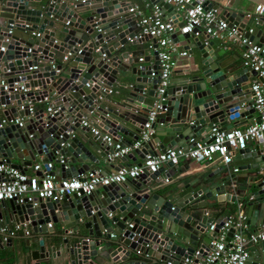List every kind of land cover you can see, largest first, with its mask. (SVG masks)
<instances>
[{
  "label": "water",
  "instance_id": "obj_1",
  "mask_svg": "<svg viewBox=\"0 0 264 264\" xmlns=\"http://www.w3.org/2000/svg\"><path fill=\"white\" fill-rule=\"evenodd\" d=\"M246 1L264 4V0ZM154 2L162 11L171 13L168 4ZM232 3L229 0L228 6ZM128 6L129 0H0V81L7 86L17 81V85L34 88L25 94L30 100L47 96L58 107L44 120L38 109L22 128L16 124L0 128V163L23 170L43 148L48 150L44 160L54 162L51 171L60 178L94 167L105 172L116 161L109 162L107 147L97 137H90L88 128L80 127L87 112L98 122L101 132L137 138L150 109L144 98L154 97L158 79L149 77V69L156 68L157 59L152 51L155 61L149 67L138 64L139 52L114 53L128 40H150L148 36L132 39L137 27L135 17L127 12ZM220 13L229 25L245 30L243 35L252 42L264 45V16L244 21L241 12L226 9ZM31 33H38V37ZM172 37L192 40L183 47L190 60L177 73H171L160 100L165 110L151 123L153 132L149 139L134 150L139 156L156 153L154 145L158 151L185 147L188 137L205 136L212 125L228 129L231 124L226 123L227 119L240 118L249 109L229 112L230 107L240 103L250 105L249 78L255 72L236 63L237 56L230 57L217 38L189 33ZM194 47L196 51H192ZM68 51L72 56L61 62ZM55 58L61 62L55 66L58 72L45 64ZM38 60L42 62L37 69L29 71ZM146 60L143 57L142 62ZM114 82L125 92L122 97H109L115 103L112 105L105 101L107 94L101 88L108 89ZM145 85L148 90L144 94ZM23 97L5 94L0 85V106L5 107L6 118L23 114L16 112ZM122 108H141L144 113L133 117ZM122 120L133 128L122 124ZM53 150H58V156ZM261 150L260 145L254 150L245 147L237 151L242 157L254 159L253 164L236 167L237 171H248L245 179L253 189L252 199L245 202L251 211L247 220L250 227L255 224L258 206L264 204V173L258 170L264 167ZM11 158L19 159V164L10 162ZM101 160L107 164L99 166ZM121 167L118 163L116 169ZM165 168L141 174L124 185L101 186L88 195L72 193L58 200L33 198L23 203L0 200V220L27 223L32 232L24 237V250L13 247L12 237L6 241L0 237V264L9 255L23 257L24 264H31L32 260L37 261L35 264H182L184 258L195 254L194 262L224 220L223 215L213 220L208 214L220 211L225 202L236 203L245 193L226 166H214L185 184L155 186L164 174L170 177L177 170L171 164ZM115 211L117 215L107 216ZM212 222L214 229L208 232L206 227ZM231 232L230 228L226 235L229 237ZM245 264H264V251L260 257L257 251L249 252Z\"/></svg>",
  "mask_w": 264,
  "mask_h": 264
},
{
  "label": "built area",
  "instance_id": "obj_2",
  "mask_svg": "<svg viewBox=\"0 0 264 264\" xmlns=\"http://www.w3.org/2000/svg\"><path fill=\"white\" fill-rule=\"evenodd\" d=\"M154 1L129 0L127 8V12L135 17L137 27L132 39L136 41L148 36L150 38L147 40L149 41L148 49L156 52L157 59L156 68L149 69V77L158 79L155 83L154 97L137 138L130 144H125L118 135L106 131L101 132L100 127L95 124L97 121L93 120L95 123H92L90 112H87V116H83L79 122L80 127L88 128L90 134L97 137L107 147L109 151L106 154V159L113 162L127 156L133 150L141 148L153 132L151 123L158 114L164 112L165 109L161 107L160 100H162V94L169 84L176 60L188 56L186 50L181 46V40H174L172 34L208 35L219 39L227 50L234 45L240 48L241 64L255 72V76L249 82L250 105L247 106L245 102L240 103L236 107H230L229 112H235L242 107L252 108L256 114L254 119L241 128L230 126L228 129H220L218 126L212 125L205 136L188 137L185 147L172 146L153 154L145 153L139 164L133 163L117 170L103 172L101 167H94L76 176L56 179L55 174L51 171L54 166L52 160L43 159L40 163L32 164L31 174L6 163H0V200L23 203L24 201L30 202L33 198L58 200L64 195L72 193L88 195L95 190L97 185L122 184L141 174L153 173L166 164L177 165L180 159H190L206 164L218 159L222 165L228 166L231 163L233 152L247 147L248 141L264 144V45L252 42L247 36H244L245 30H239L236 25H229L221 17L219 10L212 7L214 0H159L171 7L170 14L166 10L162 11ZM206 2H210L211 6H207ZM252 15L264 16V4H253L252 9L245 12L246 18ZM178 22L181 23L180 27L176 26ZM247 32H251V29H247ZM31 34L38 37V33ZM27 51L29 52L30 49ZM78 52L79 49L76 53ZM71 56L72 53L66 52L61 57V62L67 61ZM142 59V57H138L139 63L142 62ZM37 62L36 66H31L28 70L37 69L39 62L42 61L38 60ZM45 63L49 65L50 69L58 72L53 60ZM0 85L5 94L13 93L24 96L16 105V112L19 111L23 114L8 118L4 115L1 116L0 128L9 124H16L22 128L25 121L33 119L37 112L36 102L44 101L46 103L45 107L41 109L43 120L58 110L50 97L44 96L36 101L30 100L25 94L34 88L17 85V81H13L10 86H7L1 80ZM85 85L88 86V83ZM101 90L106 94L112 93L110 87L108 89L101 88ZM236 119L238 118L227 119V122H234ZM209 138L211 140L208 141ZM47 152L48 150L42 148L41 157L45 158ZM53 154L58 156V150H53ZM59 162L62 163L61 160ZM232 171L236 172L237 168L233 167ZM261 172L264 173V167L261 168ZM248 199H252V196L250 195ZM110 215V213L107 214L109 217ZM247 220L248 216L240 211L225 215L214 236L210 237L206 249L203 248L202 252L198 253L199 257L195 258L194 262L195 254L190 259L184 258L182 264H245L249 254L246 245L248 243L260 245L264 242V220L246 235L245 231H248L249 227ZM128 226L131 225L128 224ZM230 228L232 232L228 237L226 233ZM213 229V222L206 227L208 232ZM18 230H22L24 236L29 235L25 224L17 223L8 230L0 228V237L6 241Z\"/></svg>",
  "mask_w": 264,
  "mask_h": 264
},
{
  "label": "crops",
  "instance_id": "obj_3",
  "mask_svg": "<svg viewBox=\"0 0 264 264\" xmlns=\"http://www.w3.org/2000/svg\"><path fill=\"white\" fill-rule=\"evenodd\" d=\"M229 0H214L212 2V7H216L217 10H219V12H221L222 10H234L237 12H241L242 13V20L246 21L252 17H257L256 15H252L249 18L245 17V12L249 11L250 9H252V4L249 3L246 0H233V3L231 5V7L228 6ZM114 42V40L110 41L108 43V45H111ZM148 43L149 41L147 40H142L140 42H129V40L122 46H119L114 53H120L123 52L125 50H127L128 52H139V57H147V60L141 63H138L140 65L143 66H151L154 64V58L152 55V50L148 49ZM192 43V40L190 39L188 42L186 40H181V46H187L189 44ZM192 51H196L195 47L192 48ZM226 53L230 56V57H234L235 55L237 56V61L236 63H241L240 61V48L236 45L231 46L230 49H226L225 50ZM56 53V51H53ZM58 54V53H56ZM188 60H190L189 55L187 57H183V58H178L176 60V65L174 67V70L172 71V73L176 72V70L184 68L185 66H187ZM54 64H59L61 63L57 58H55L53 60ZM47 64V63H45ZM177 73V72H176ZM254 76H251L249 78V82L253 79ZM110 88L112 89V93L111 94H107V99H105V101H108L110 104L115 105V103H113V101L109 100V97H122V94L125 92L118 84L117 82H114L111 84ZM33 89H30V91ZM144 90V94L146 93V91L148 90V86L145 85L143 87ZM144 102H148L151 103V99L148 98L147 96H145L144 98ZM46 105V103L44 101H40V102H36L35 103V107L37 109H42L44 108ZM5 109V107H0V117L3 116V110ZM124 110L125 113H127L129 116H133V117H140V115H138V113H144V111L141 108H137L136 110H125V109H121ZM255 112H253L252 108H249L248 111L246 112L245 115H243L242 117L236 119L234 122L231 121H226V123L231 124V127L235 126V127H244L246 124L250 123V121H252L255 117ZM87 116V115H86ZM28 119V118H27ZM92 123L94 124L95 121H93L91 119ZM27 122V120L25 121V123ZM95 124H98V122H96ZM122 124L128 125L130 128H133L132 126H130L127 122H124L122 120ZM78 133L81 135H84V132L77 129ZM90 137H92L93 135L90 134L89 131L86 132ZM70 135H76L75 132H71L69 133ZM116 135H118L119 138H121L122 142L124 143L126 140L130 139V141L132 142L133 139L128 137L127 135H123L120 133H117ZM162 137H159V139H161ZM262 146V150H261V155L260 156H264V144L258 143L256 141H248L247 142V147L249 148V150H254V148L258 147V146ZM156 145H154L155 151L159 152L158 149L155 147ZM129 157L126 159H121V160H116V163L113 164L112 167H109L108 169H106L105 171H111V170H117L116 166L118 163H121L123 167L129 166L133 163H140L142 161L143 155L139 156V154L135 153L134 150L128 154ZM133 158V159H132ZM44 157L41 155L39 156H35L34 160L31 162L32 164L35 163H40L41 160H43ZM256 159H258V157H256ZM10 162L15 163V164H19L20 160L17 158H11ZM254 163V159L253 157H242L240 154L237 153V151L233 152V157L231 160V163L226 166L228 168L229 173H234V175L236 176L237 179V183L239 184V189L241 192L245 193V195L242 198H238L236 201V203H230V202H225L223 208L220 211H217L215 213H209L208 215H211L213 217V220H215L218 216L220 215H227L229 213H234L237 211L243 212L248 216L249 219V214L251 213V211L245 206V202L248 201V197L251 195V192L253 191L252 188H250L248 186V180L245 179V177L247 176L248 171H244V170H238L236 172L232 171L233 167H242L248 164H253ZM107 163H105L103 160H101L98 165H105ZM261 164V163H260ZM31 165L30 166H25L22 167L24 168L23 171L27 174H31L32 170H31ZM54 165V162H53ZM167 165V164H166ZM166 165L162 166V167H166ZM216 167V166H224L221 164V162L218 159H215V161L210 162V163H199V162H194L190 159H180L176 165V172H174L172 174V176L167 177L164 174L163 178H160V182L156 183L155 186H160V185H172L175 183H181V184H185L187 182H189L190 180H192V178L199 176L203 173L208 172L212 167ZM167 171V168H165ZM258 170L261 171V168H259ZM252 170H250L249 172L251 173ZM56 178H60V176L57 174L55 175ZM173 181V182H172ZM125 183V182H124ZM171 183V184H170ZM121 185H124L123 183ZM245 187V188H244ZM101 189V185H97L95 190H100ZM159 192V191H158ZM263 206V207H262ZM259 210L257 211L256 214V220H255V224L250 227H248V231H245L246 235L248 233L251 232V230H254L263 220V216H264V204H260L258 206ZM111 216L117 215L118 212H112L110 213ZM16 223H14L12 220H8V222H4L2 220H0V228H3L4 230H8L14 227ZM26 229L29 231V235H32V232L29 228V225L27 223H24ZM57 227L60 226V224L56 225ZM48 229H51V225L48 224L47 225ZM24 234L22 232V230H18L14 236H12L11 238V243L13 245V247H17V246H21L22 250H24V246H23V240H24ZM33 237V236H31ZM247 250L250 253H254V252H258V257H260V253L262 251H264V242L260 245L257 244H247L246 245ZM15 262H18V264H24V259L23 257L20 256H16V255H9V257L6 258L5 261L2 262V264H14ZM37 261L32 260L30 261L31 264H35Z\"/></svg>",
  "mask_w": 264,
  "mask_h": 264
}]
</instances>
